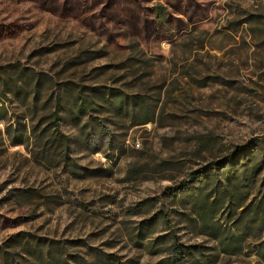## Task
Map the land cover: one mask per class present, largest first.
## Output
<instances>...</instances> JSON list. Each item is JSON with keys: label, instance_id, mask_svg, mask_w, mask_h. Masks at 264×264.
I'll return each instance as SVG.
<instances>
[{"label": "rangeland", "instance_id": "obj_1", "mask_svg": "<svg viewBox=\"0 0 264 264\" xmlns=\"http://www.w3.org/2000/svg\"><path fill=\"white\" fill-rule=\"evenodd\" d=\"M11 238L28 261L264 264V0H0Z\"/></svg>", "mask_w": 264, "mask_h": 264}, {"label": "trees", "instance_id": "obj_2", "mask_svg": "<svg viewBox=\"0 0 264 264\" xmlns=\"http://www.w3.org/2000/svg\"><path fill=\"white\" fill-rule=\"evenodd\" d=\"M159 19V22L161 23V19L157 17V20ZM78 92V97L75 100L76 107L78 111H83L86 108V99L81 95L80 91ZM68 149V146H66V150ZM20 237V235H16L15 238ZM13 238L7 239L1 248L0 252V261L1 264H114V262L117 260V258L113 254L105 253L104 251L92 247H86L88 250L87 259L84 257H81L80 255H74L70 254L65 249V243L63 242H57L53 241L51 244L60 245V248L62 250H56V249H46L45 251L43 249H37L32 256L27 254V257L29 256L28 261L24 257V253L21 251H12V247L10 244H12ZM28 242V241H27ZM69 244H73L76 246L84 245V242L80 240L75 241H69ZM25 247H28V243L24 244ZM173 260L175 263H180L181 259L183 258V255L185 254L181 246L179 244L173 245ZM30 253V251H29ZM33 258V259H32ZM33 260V261H32ZM30 262V263H28Z\"/></svg>", "mask_w": 264, "mask_h": 264}]
</instances>
